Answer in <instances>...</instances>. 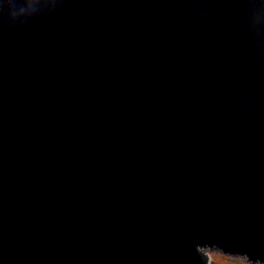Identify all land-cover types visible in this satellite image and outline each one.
<instances>
[{
    "label": "water",
    "instance_id": "water-1",
    "mask_svg": "<svg viewBox=\"0 0 264 264\" xmlns=\"http://www.w3.org/2000/svg\"><path fill=\"white\" fill-rule=\"evenodd\" d=\"M254 7L0 2V264L264 262Z\"/></svg>",
    "mask_w": 264,
    "mask_h": 264
},
{
    "label": "snow or ice",
    "instance_id": "snow-or-ice-1",
    "mask_svg": "<svg viewBox=\"0 0 264 264\" xmlns=\"http://www.w3.org/2000/svg\"><path fill=\"white\" fill-rule=\"evenodd\" d=\"M248 2L255 6L250 12L249 27L253 32L264 36V9L260 8L264 5V0H248ZM17 3H23V0H17Z\"/></svg>",
    "mask_w": 264,
    "mask_h": 264
},
{
    "label": "bare ground",
    "instance_id": "bare-ground-1",
    "mask_svg": "<svg viewBox=\"0 0 264 264\" xmlns=\"http://www.w3.org/2000/svg\"><path fill=\"white\" fill-rule=\"evenodd\" d=\"M224 250V249H223ZM221 248H219L218 246H210V245H206V246H202L200 248H198V251H201L203 252L204 254L206 253L207 256L209 257V259L211 258L210 257V252H213V251H219L227 256H230V257H237V258H241V259H244L246 262H249L251 264H264L263 261L261 260H253L250 258V256L247 254V253H237V252H229L228 250H224L223 251Z\"/></svg>",
    "mask_w": 264,
    "mask_h": 264
},
{
    "label": "rangeland",
    "instance_id": "rangeland-1",
    "mask_svg": "<svg viewBox=\"0 0 264 264\" xmlns=\"http://www.w3.org/2000/svg\"><path fill=\"white\" fill-rule=\"evenodd\" d=\"M211 264H251L244 259L227 256L219 251L210 252Z\"/></svg>",
    "mask_w": 264,
    "mask_h": 264
}]
</instances>
